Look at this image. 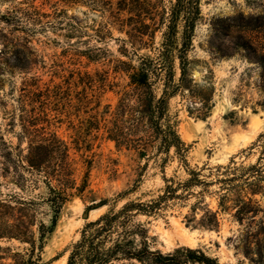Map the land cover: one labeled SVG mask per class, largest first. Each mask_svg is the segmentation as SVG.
I'll list each match as a JSON object with an SVG mask.
<instances>
[{
    "label": "rangeland",
    "instance_id": "1",
    "mask_svg": "<svg viewBox=\"0 0 264 264\" xmlns=\"http://www.w3.org/2000/svg\"><path fill=\"white\" fill-rule=\"evenodd\" d=\"M125 1L0 0V135L20 144L17 135L21 130L22 101L26 99L28 104L29 95L61 85L66 91L51 98L56 105L52 104L46 122H41L70 143L80 169L78 183L89 170L84 193L67 202L47 240L43 264H67L69 249L89 222L113 208L119 210L128 201L156 198L164 191L165 177L185 180L190 177L189 168L215 170L233 161L264 169V90L262 66L256 58L264 53V0L201 1L202 14L189 52L190 76L199 85L212 82L215 105L202 119L189 114L187 97L178 94L171 100L172 112L179 115L181 136L190 145L188 167L172 150L165 168L160 161H150L137 189L131 191L139 179L135 155L116 150L114 143L105 138L95 141L90 151L78 148L80 131L94 112L91 108L101 102L102 111L107 103H115L128 82L117 65L119 59H128L122 54L126 46L123 39L132 26L121 25L115 18L131 14L124 10ZM160 1L169 8L175 0ZM160 40L161 32H157L155 45ZM138 50L141 54L152 53L144 46ZM24 63L27 70L13 67ZM85 95L93 97V102L83 98ZM84 153L92 159L89 168L82 167ZM208 173L209 169L203 171ZM220 186L215 183L201 198L193 195L176 201L155 215L133 212V220L142 227L136 230L134 245L163 253L189 246L218 257L221 264H264V176L252 179L249 185L257 191L253 197L258 213H250L255 216L239 221L230 207L219 210L217 225L205 226L204 208L218 210ZM201 189L196 187L195 191ZM46 191L39 183L24 193L0 174V198L6 193L36 197ZM199 200L203 202L194 211ZM101 201L106 204L100 206ZM85 213H90L89 217ZM37 217L50 223L47 205L38 207ZM0 245L24 247L17 240L7 239H0ZM109 264L152 263L121 259Z\"/></svg>",
    "mask_w": 264,
    "mask_h": 264
},
{
    "label": "trees",
    "instance_id": "2",
    "mask_svg": "<svg viewBox=\"0 0 264 264\" xmlns=\"http://www.w3.org/2000/svg\"><path fill=\"white\" fill-rule=\"evenodd\" d=\"M201 1L175 0L168 8L160 0H135L133 3L126 0L124 10L131 14L115 17L119 24L132 26L127 29V38L123 39L126 46L122 54L128 59H119L117 65L128 82L118 93L115 103H107L102 111L99 110L101 102L91 108L94 112L89 114L76 142L78 148L82 146L90 151L95 141L105 138L114 143L116 150L135 155L139 162V179L131 191L137 189L150 161H160L165 168L172 150L188 167L190 145L179 131V115L172 112V98L178 94L187 97L189 114L202 119L211 114L215 105L212 82L199 85L190 76L189 52L202 14ZM157 32H161V40L155 45ZM139 46L149 48L152 53L141 54ZM256 58L262 66L261 87L264 90V53ZM13 67L22 71L28 68L25 63ZM64 91L61 85H56L54 89L29 95L28 104L26 99L22 101L21 130L17 135L20 144L7 141L0 135L1 176L24 193L39 183H43L47 190L36 197L6 193L0 198V239L24 244L22 248L0 245V264H43L42 253L64 206L75 195H82L87 187L89 170L78 183L80 169L70 143L43 123L55 102L51 98ZM83 98L93 102L89 95ZM24 142L26 146L23 148ZM81 158L82 167H90L92 159L89 154H81ZM205 169H209L208 174H203ZM189 171L190 177L185 180L165 177L164 191L156 198L148 202L128 201L119 210L113 208L89 222L80 239L69 249L67 264H109L121 259L151 261L152 264H221L218 257L201 248L181 246L173 252L163 253L148 246L138 248L134 245L136 230L142 227L133 220V212L155 215L176 201L193 195L201 198L215 183L221 184L218 210L209 206L204 208L205 226L217 225L219 210L226 211L230 207L235 209L234 216L239 221L255 216L250 213H258L257 200L253 197L257 191L249 185L252 179L263 178L262 166L252 164L246 167L233 161L229 165H219L215 170L204 166L189 168ZM196 187L202 189L195 191ZM230 201L232 204L228 205ZM202 202L199 200L193 210L196 211ZM41 204L49 208L50 223L37 217ZM99 204L102 206L106 201Z\"/></svg>",
    "mask_w": 264,
    "mask_h": 264
},
{
    "label": "water",
    "instance_id": "3",
    "mask_svg": "<svg viewBox=\"0 0 264 264\" xmlns=\"http://www.w3.org/2000/svg\"><path fill=\"white\" fill-rule=\"evenodd\" d=\"M86 217H89L90 213H85Z\"/></svg>",
    "mask_w": 264,
    "mask_h": 264
}]
</instances>
